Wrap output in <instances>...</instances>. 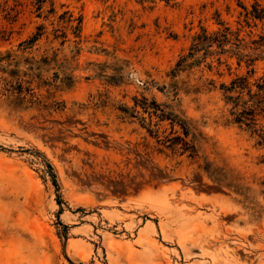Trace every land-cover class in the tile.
<instances>
[{
    "label": "rangeland",
    "instance_id": "obj_1",
    "mask_svg": "<svg viewBox=\"0 0 264 264\" xmlns=\"http://www.w3.org/2000/svg\"><path fill=\"white\" fill-rule=\"evenodd\" d=\"M0 264H264V0H0Z\"/></svg>",
    "mask_w": 264,
    "mask_h": 264
}]
</instances>
